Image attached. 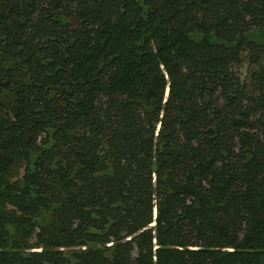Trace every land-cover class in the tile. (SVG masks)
Wrapping results in <instances>:
<instances>
[{"label": "trees", "instance_id": "1", "mask_svg": "<svg viewBox=\"0 0 264 264\" xmlns=\"http://www.w3.org/2000/svg\"><path fill=\"white\" fill-rule=\"evenodd\" d=\"M263 32L264 0H0V264H264Z\"/></svg>", "mask_w": 264, "mask_h": 264}, {"label": "rangeland", "instance_id": "2", "mask_svg": "<svg viewBox=\"0 0 264 264\" xmlns=\"http://www.w3.org/2000/svg\"><path fill=\"white\" fill-rule=\"evenodd\" d=\"M260 40H263L264 41V32L259 36ZM245 69V68H244ZM50 219V215L48 214L47 218H46V223L49 221Z\"/></svg>", "mask_w": 264, "mask_h": 264}]
</instances>
